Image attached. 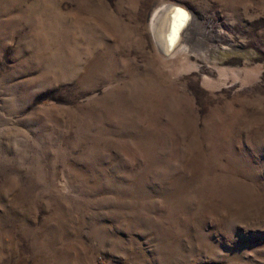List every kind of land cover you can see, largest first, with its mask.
Listing matches in <instances>:
<instances>
[{
  "label": "rangeland",
  "instance_id": "1",
  "mask_svg": "<svg viewBox=\"0 0 264 264\" xmlns=\"http://www.w3.org/2000/svg\"><path fill=\"white\" fill-rule=\"evenodd\" d=\"M0 264H264V0H0Z\"/></svg>",
  "mask_w": 264,
  "mask_h": 264
},
{
  "label": "bare ground",
  "instance_id": "2",
  "mask_svg": "<svg viewBox=\"0 0 264 264\" xmlns=\"http://www.w3.org/2000/svg\"><path fill=\"white\" fill-rule=\"evenodd\" d=\"M173 5L166 4V5H163V6L159 7L154 12V14L152 16V20H151L152 34L154 35L153 37H155L154 39H156V42H157L158 46H160L161 48H162V45H161V41H160V38H159L161 33L159 32V29H160L161 32L163 31L162 34H164L163 35L164 38L167 39V43H166L167 48H172V47H174V45H180L179 43L182 40L180 41L179 39L182 38L183 35L189 36V34L191 33V31L193 29L192 26H191V25H193L192 22L190 23L186 19L185 15L181 12L182 10L180 11L176 7V5L175 6H173ZM186 20L189 23H187ZM185 24H187L188 27L187 28L185 27L186 29L182 31V29L184 28ZM172 34H174V35H172ZM174 36H176V38ZM178 40L180 42L178 44H176L178 42ZM183 47L184 46H181V47H176L175 46V49L176 48L177 49H182ZM164 48H166V47L163 46L162 49H164ZM171 53H172V51H171Z\"/></svg>",
  "mask_w": 264,
  "mask_h": 264
}]
</instances>
